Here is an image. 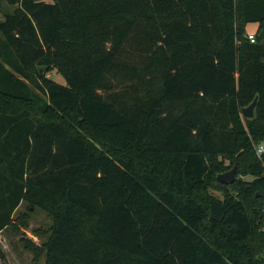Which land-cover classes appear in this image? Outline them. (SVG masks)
Instances as JSON below:
<instances>
[{"label": "trees", "instance_id": "obj_1", "mask_svg": "<svg viewBox=\"0 0 264 264\" xmlns=\"http://www.w3.org/2000/svg\"><path fill=\"white\" fill-rule=\"evenodd\" d=\"M4 1L0 231L38 207L44 264H264V0Z\"/></svg>", "mask_w": 264, "mask_h": 264}, {"label": "rangeland", "instance_id": "obj_2", "mask_svg": "<svg viewBox=\"0 0 264 264\" xmlns=\"http://www.w3.org/2000/svg\"><path fill=\"white\" fill-rule=\"evenodd\" d=\"M1 3L0 19H3L5 14L12 12L14 6L8 4L4 0H1ZM247 28L251 30L252 24H248ZM48 75L58 83H65L63 76L55 72V70L51 71ZM237 176L243 179L251 178L250 175L237 174L236 172L234 178ZM25 209V204L23 203L19 206L16 214ZM51 222V218L44 210L35 207L33 211L29 212L27 227H20L22 230L21 234L15 233L10 225L6 226L3 231L0 232V248L4 253V258H0V264H44L45 254H42L37 260L33 259L32 253L23 247V243L19 240V236L24 235L32 239L35 243H41L46 239L47 234L36 236L33 230L38 227L47 229L51 225Z\"/></svg>", "mask_w": 264, "mask_h": 264}, {"label": "water", "instance_id": "obj_3", "mask_svg": "<svg viewBox=\"0 0 264 264\" xmlns=\"http://www.w3.org/2000/svg\"><path fill=\"white\" fill-rule=\"evenodd\" d=\"M44 66H40L39 69H42ZM257 102V97H254V99L246 106H244L241 110L242 116L244 117H252L254 115V108ZM236 168L233 166L231 169L218 173L216 175V178L219 182L223 184H229L232 182V180L235 177Z\"/></svg>", "mask_w": 264, "mask_h": 264}, {"label": "built area", "instance_id": "obj_4", "mask_svg": "<svg viewBox=\"0 0 264 264\" xmlns=\"http://www.w3.org/2000/svg\"><path fill=\"white\" fill-rule=\"evenodd\" d=\"M248 39L253 42L254 41V35L253 33H248L247 35ZM253 149L256 154V156L262 160L263 167H264V140L253 142ZM264 173V172H263Z\"/></svg>", "mask_w": 264, "mask_h": 264}, {"label": "crops", "instance_id": "obj_5", "mask_svg": "<svg viewBox=\"0 0 264 264\" xmlns=\"http://www.w3.org/2000/svg\"><path fill=\"white\" fill-rule=\"evenodd\" d=\"M249 24H252V28H251V30H248V28H247V26H246V29H247V31L248 32H254L255 31V29H256V27H257V23H249ZM3 231V230H2ZM1 232V231H0Z\"/></svg>", "mask_w": 264, "mask_h": 264}]
</instances>
